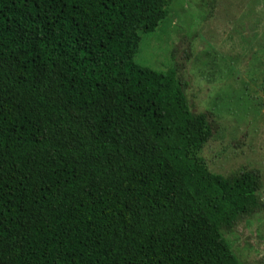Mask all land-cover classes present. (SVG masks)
Here are the masks:
<instances>
[{
	"label": "trees",
	"instance_id": "obj_1",
	"mask_svg": "<svg viewBox=\"0 0 264 264\" xmlns=\"http://www.w3.org/2000/svg\"><path fill=\"white\" fill-rule=\"evenodd\" d=\"M172 2L0 0V264H247L262 175L203 154L235 94L137 63Z\"/></svg>",
	"mask_w": 264,
	"mask_h": 264
},
{
	"label": "rangeland",
	"instance_id": "obj_2",
	"mask_svg": "<svg viewBox=\"0 0 264 264\" xmlns=\"http://www.w3.org/2000/svg\"><path fill=\"white\" fill-rule=\"evenodd\" d=\"M171 10L137 63L165 72L176 52L200 113L219 95L235 94L220 107L218 132L203 154L218 174L261 173L264 203V0H220L213 10L207 0H173ZM228 240L239 259L264 264V207Z\"/></svg>",
	"mask_w": 264,
	"mask_h": 264
}]
</instances>
